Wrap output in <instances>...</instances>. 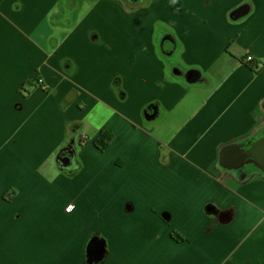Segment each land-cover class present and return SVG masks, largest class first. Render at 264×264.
Masks as SVG:
<instances>
[{
    "label": "crops",
    "instance_id": "0c3cea01",
    "mask_svg": "<svg viewBox=\"0 0 264 264\" xmlns=\"http://www.w3.org/2000/svg\"><path fill=\"white\" fill-rule=\"evenodd\" d=\"M93 239L97 264H264V0H0V264Z\"/></svg>",
    "mask_w": 264,
    "mask_h": 264
},
{
    "label": "trees",
    "instance_id": "16d2710c",
    "mask_svg": "<svg viewBox=\"0 0 264 264\" xmlns=\"http://www.w3.org/2000/svg\"><path fill=\"white\" fill-rule=\"evenodd\" d=\"M175 1H178L181 3L184 0H175ZM37 81H38V74L36 73L30 80H28L25 83L21 91H25V94H28L30 91H28L27 88L33 89L35 85H37L38 83ZM150 110L151 108H147L145 112L148 113ZM114 140H115L114 135L111 132L105 130V131H102L99 134V136L95 139L94 145L99 151L105 152L107 149L110 148ZM171 237L177 243L185 242V238L179 235L178 233H173Z\"/></svg>",
    "mask_w": 264,
    "mask_h": 264
},
{
    "label": "water",
    "instance_id": "95a60500",
    "mask_svg": "<svg viewBox=\"0 0 264 264\" xmlns=\"http://www.w3.org/2000/svg\"><path fill=\"white\" fill-rule=\"evenodd\" d=\"M239 15H234L232 18L235 20ZM190 80L193 82L196 80L192 76ZM59 165L62 169L71 170L73 167V154L72 153H64L59 157ZM88 257H90L92 264H97L103 257L104 250L103 246L99 243L97 239H93L87 249ZM92 255V256H91Z\"/></svg>",
    "mask_w": 264,
    "mask_h": 264
},
{
    "label": "rangeland",
    "instance_id": "374dc122",
    "mask_svg": "<svg viewBox=\"0 0 264 264\" xmlns=\"http://www.w3.org/2000/svg\"><path fill=\"white\" fill-rule=\"evenodd\" d=\"M191 76H189V78H190ZM153 107V106H152ZM151 106L150 107H147V108H152ZM6 228L8 229V230H12L13 228H14V224L13 223H7L6 224Z\"/></svg>",
    "mask_w": 264,
    "mask_h": 264
},
{
    "label": "built area",
    "instance_id": "2783aa9c",
    "mask_svg": "<svg viewBox=\"0 0 264 264\" xmlns=\"http://www.w3.org/2000/svg\"><path fill=\"white\" fill-rule=\"evenodd\" d=\"M247 61H248V62H251V59L249 58Z\"/></svg>",
    "mask_w": 264,
    "mask_h": 264
},
{
    "label": "clouds",
    "instance_id": "9594fccd",
    "mask_svg": "<svg viewBox=\"0 0 264 264\" xmlns=\"http://www.w3.org/2000/svg\"><path fill=\"white\" fill-rule=\"evenodd\" d=\"M173 2H175V0H173Z\"/></svg>",
    "mask_w": 264,
    "mask_h": 264
}]
</instances>
